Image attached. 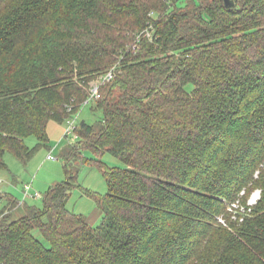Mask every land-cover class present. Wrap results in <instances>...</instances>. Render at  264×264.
<instances>
[{
    "label": "trees",
    "instance_id": "obj_1",
    "mask_svg": "<svg viewBox=\"0 0 264 264\" xmlns=\"http://www.w3.org/2000/svg\"><path fill=\"white\" fill-rule=\"evenodd\" d=\"M190 1L0 0V169L115 68L43 209L11 220L0 191V264H264V0ZM89 163L108 186L97 226L67 207Z\"/></svg>",
    "mask_w": 264,
    "mask_h": 264
},
{
    "label": "rangeland",
    "instance_id": "obj_2",
    "mask_svg": "<svg viewBox=\"0 0 264 264\" xmlns=\"http://www.w3.org/2000/svg\"><path fill=\"white\" fill-rule=\"evenodd\" d=\"M179 4L182 5L180 10H183L185 7L188 8V6L193 7V3L190 0L188 2L187 0H179ZM149 14L158 20L163 17V11H151ZM99 77L92 82L96 81ZM192 87L191 84L187 85V89L189 90ZM115 90L118 91V89ZM93 106L96 109L97 105L95 104V100L90 104L83 105L70 119L63 122L51 120L48 124V144L39 147L38 150L33 153V156L29 159L27 164L18 160L12 152H6L4 159L8 169H0V179L2 180L0 191L11 194L19 201V203L21 202L20 207L16 204L12 209L11 220H15L25 214V205L43 209V196L49 191L52 185L64 180V159L62 158L61 150L68 142L80 141L76 128L81 121L93 124L98 120L99 114L92 110ZM72 125L76 127L65 136L67 129ZM25 142L29 148H34L38 144V139L35 136L30 135L25 139ZM82 143L80 145H82ZM49 154L53 155L52 159H48L47 156ZM84 155L91 158L96 154L92 149L87 147L84 148ZM102 161L108 166L125 165L124 162L109 152L104 154ZM28 183L33 186L32 188L34 191L40 192L42 197H25L24 188ZM78 183L79 186L71 193L67 202V207L69 210L85 216L91 225L97 226L101 223L103 212L94 196L95 194L98 196H104L108 190L107 182L101 168L97 164H84L78 177ZM86 191L93 196L89 195ZM255 193L256 192H254V194ZM254 196L253 201L257 197L259 198L258 193ZM6 202L7 200L4 199L0 208L3 207ZM34 234L44 241L38 229L34 231ZM45 243L47 245L49 244L47 241Z\"/></svg>",
    "mask_w": 264,
    "mask_h": 264
},
{
    "label": "built area",
    "instance_id": "obj_3",
    "mask_svg": "<svg viewBox=\"0 0 264 264\" xmlns=\"http://www.w3.org/2000/svg\"><path fill=\"white\" fill-rule=\"evenodd\" d=\"M146 36L148 39L153 40L154 38V27L150 26L148 28H146L144 31L140 32L138 34V38L137 41L139 42L140 39L142 37ZM136 47V46H135ZM114 74H115V68H112L110 71H108L106 74L100 76L96 81L92 82L90 89H89V98L84 102L83 105L86 104H90L92 101L98 99L100 97V88L102 85H104L105 83L111 81L114 78ZM70 119V118H69ZM76 126L72 125L71 127H69L66 131V135L70 133V131L75 128ZM48 159H52L53 155L49 154ZM2 184V180L0 179V185ZM33 186L28 183V185L25 186V197L29 196L30 198H40L42 197V194L38 191H34ZM256 193H258L259 196V192L257 191ZM255 193V194H256ZM254 194V195H255ZM252 196V198L250 199V203L253 204L257 201V198L253 201L255 196ZM21 203V202H20Z\"/></svg>",
    "mask_w": 264,
    "mask_h": 264
},
{
    "label": "water",
    "instance_id": "obj_4",
    "mask_svg": "<svg viewBox=\"0 0 264 264\" xmlns=\"http://www.w3.org/2000/svg\"><path fill=\"white\" fill-rule=\"evenodd\" d=\"M227 6H231L233 4L232 0H225Z\"/></svg>",
    "mask_w": 264,
    "mask_h": 264
}]
</instances>
